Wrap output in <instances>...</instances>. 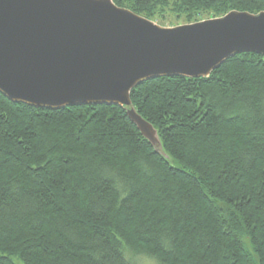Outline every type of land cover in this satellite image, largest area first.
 <instances>
[{
    "label": "trees",
    "instance_id": "16d2710c",
    "mask_svg": "<svg viewBox=\"0 0 264 264\" xmlns=\"http://www.w3.org/2000/svg\"><path fill=\"white\" fill-rule=\"evenodd\" d=\"M151 18L258 12L264 0H113ZM165 158L105 104L35 108L0 94V264H264V56L131 90Z\"/></svg>",
    "mask_w": 264,
    "mask_h": 264
},
{
    "label": "water",
    "instance_id": "95a60500",
    "mask_svg": "<svg viewBox=\"0 0 264 264\" xmlns=\"http://www.w3.org/2000/svg\"><path fill=\"white\" fill-rule=\"evenodd\" d=\"M264 56V10L164 26L113 0H0V94L35 108L124 107L168 158L130 93L158 77H208L238 53Z\"/></svg>",
    "mask_w": 264,
    "mask_h": 264
},
{
    "label": "rangeland",
    "instance_id": "374dc122",
    "mask_svg": "<svg viewBox=\"0 0 264 264\" xmlns=\"http://www.w3.org/2000/svg\"><path fill=\"white\" fill-rule=\"evenodd\" d=\"M127 5L128 2H125L124 6L126 8H128ZM215 17L219 16L215 15L211 10L199 12L195 15V12L191 10L177 9L173 5V2L169 1L165 5H159L150 20L164 26H175ZM124 254L126 259L129 261V264H159L155 258L143 253L132 252L129 249H125ZM15 261L18 264H21L17 259H15Z\"/></svg>",
    "mask_w": 264,
    "mask_h": 264
}]
</instances>
